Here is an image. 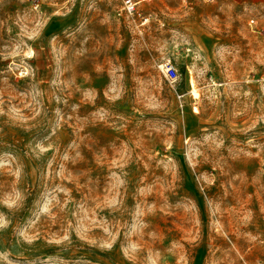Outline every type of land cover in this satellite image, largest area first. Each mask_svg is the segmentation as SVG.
<instances>
[{
    "label": "rangeland",
    "instance_id": "obj_1",
    "mask_svg": "<svg viewBox=\"0 0 264 264\" xmlns=\"http://www.w3.org/2000/svg\"><path fill=\"white\" fill-rule=\"evenodd\" d=\"M135 1L0 0V264H264V0Z\"/></svg>",
    "mask_w": 264,
    "mask_h": 264
},
{
    "label": "built area",
    "instance_id": "obj_2",
    "mask_svg": "<svg viewBox=\"0 0 264 264\" xmlns=\"http://www.w3.org/2000/svg\"><path fill=\"white\" fill-rule=\"evenodd\" d=\"M122 10L129 16H133L135 18H144L143 12L139 7V2L135 0H123ZM167 78L170 80H175L178 76L177 68L170 63L166 64L165 67L162 68Z\"/></svg>",
    "mask_w": 264,
    "mask_h": 264
},
{
    "label": "bare ground",
    "instance_id": "obj_3",
    "mask_svg": "<svg viewBox=\"0 0 264 264\" xmlns=\"http://www.w3.org/2000/svg\"><path fill=\"white\" fill-rule=\"evenodd\" d=\"M189 85H190V93H191V96H192V98L194 100V111L195 112H199V108L197 106V103L201 99L202 95H201V93H200V91L198 89L199 87L197 86L196 80H195L193 75L190 77Z\"/></svg>",
    "mask_w": 264,
    "mask_h": 264
}]
</instances>
